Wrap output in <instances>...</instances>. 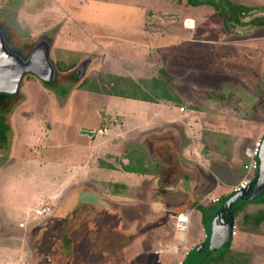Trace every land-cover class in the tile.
I'll list each match as a JSON object with an SVG mask.
<instances>
[{
	"label": "rangeland",
	"instance_id": "obj_1",
	"mask_svg": "<svg viewBox=\"0 0 264 264\" xmlns=\"http://www.w3.org/2000/svg\"><path fill=\"white\" fill-rule=\"evenodd\" d=\"M228 1L234 5L256 9L233 24L232 9L225 11L226 21L215 7L206 4L192 5L187 0H0V20L19 23L21 31L26 34L20 36L27 41L41 31L56 28L55 34L59 35L58 43L62 48L60 57L66 66H69V54L71 57L72 52L87 45L83 39L81 42L69 39L66 32L77 34L88 41H94L93 34H96L98 37L94 42L100 44V55L87 78L90 83L100 81L102 87L112 92H132L134 84L147 93L149 98L153 96L156 100L157 96L163 95L161 86L158 84L153 88V81H143L137 74L141 71L143 77L145 75L149 78L147 80L157 79L160 76L157 66L162 64L169 66L184 82L194 80L195 72L189 70L195 68L223 76V81L211 75H207L211 78L209 81L203 80L206 84L212 81L213 85L219 82L221 89L216 91H211L213 86L192 84L199 93L198 96L194 95V98H198L193 102L196 104L194 107L199 106L201 110L198 109L200 118L193 119L198 126L185 123L190 115H186L187 106H181L185 112L175 126L182 128L187 138L185 137V143L177 155L170 149L175 148L174 144L168 146L165 154L170 155L169 158H173L174 154L176 161L183 160L182 149L187 147V155L193 160L196 157L205 159L209 154L214 157V161L210 159V165L211 162L217 163L223 159V163L227 162L228 165L225 169L230 179L228 185L233 192L241 182V164L244 167L247 163V160H241L243 152L247 153L252 143L264 135V0ZM81 15L85 19L93 18L95 22L91 23V20L85 23ZM42 22L44 26L36 29ZM29 24L34 25L31 27ZM191 40L192 44L187 43ZM129 41L142 45L129 47ZM138 49L144 51L140 64L144 66L141 67L136 66L138 62L134 58ZM130 53L133 57L131 62L128 60ZM112 69L119 76L110 74ZM184 69L187 70L184 72ZM89 82H85V87L82 88L84 91L77 89L70 93H57V97H65L64 102L54 101L46 89L37 83H34V87L29 80L22 87L23 98L26 97L29 102L24 109L21 107L17 111V125L21 132L14 148L10 147L12 132H15L13 126L4 130L5 123H0V158L3 161H0V176L3 177L0 180V193L4 195L5 205L10 202L18 207H28L36 202L33 200L38 194L49 188V185L42 184L47 183L42 179L60 177L73 162L84 163L83 156L91 157L89 154H92V147L96 146V142L90 137H84L81 134L82 128L93 130L95 134L103 126V122L108 124L111 121L113 126L118 125L126 132L127 128L129 131L133 126H140L148 118V113L141 109L138 102L113 98L106 93L92 94ZM13 108L0 114V118L9 119ZM156 109L157 105L153 110ZM103 113L105 116L101 118ZM21 114L29 117L31 122L22 121ZM126 116L127 119H124ZM205 130H227L225 145L217 146L214 139L210 144H205L207 148H203L192 136L199 135L202 139L201 132ZM6 131L11 133L7 137L4 136ZM36 133L43 138L36 141L33 136ZM180 139L183 140L182 135ZM37 145L42 149L36 152L34 147ZM198 145L202 149L200 153ZM218 152L220 155L216 156ZM184 153L186 154L185 150ZM10 155L12 159H9ZM234 157L241 162L239 169L233 166ZM11 160L14 162L10 166L5 165ZM157 160L154 156L153 163ZM4 165L7 167H2ZM173 171L174 174L177 173L176 170ZM187 171L183 169L180 174ZM216 177L222 179L218 174ZM132 182L133 184H127V192L122 194V197H126L125 200L117 199L116 203L110 204L114 210L111 218L116 221L117 230H107V233L100 234L101 258L96 264H131L134 260L120 258L126 251V257L130 254L135 257L145 256L148 264H181L187 253L205 239L200 214L197 213V221L193 219L194 214L191 216L188 238L185 244H180L167 215L157 214L156 206L154 209H147L146 204L141 203L142 192L149 183L139 177ZM184 198L185 195H179L178 198L167 197L178 206L191 202L190 208L193 211H196L192 203L195 199L197 204H208L202 196ZM153 199L157 200V196ZM55 206L52 200L40 203L37 211L42 207H49V210L41 215L36 211V214L40 217L50 216L54 213ZM261 209L264 210L263 204L248 203L234 222L230 247L234 254H240V258L245 259V264H264V222L255 228H252L251 222L243 223L244 215L254 214ZM12 226L15 229V223ZM198 229L201 231L200 235L197 234ZM94 257L97 258V255ZM39 261L61 264L59 258L53 257H49V261L47 257L0 258V264H37Z\"/></svg>",
	"mask_w": 264,
	"mask_h": 264
},
{
	"label": "crops",
	"instance_id": "obj_2",
	"mask_svg": "<svg viewBox=\"0 0 264 264\" xmlns=\"http://www.w3.org/2000/svg\"><path fill=\"white\" fill-rule=\"evenodd\" d=\"M66 39L68 40L67 37ZM192 42L191 40L187 43L192 44ZM98 45L95 46V49H97L100 55V44ZM141 45L133 41H129L128 43L129 47H138ZM189 49L191 50L190 47ZM143 53L144 51L138 49V54L134 57L136 62H138L136 66H144L143 64L140 65L144 57ZM177 53L180 54L181 52ZM113 55L115 54L113 53ZM132 58L130 53L128 56L129 62H131ZM126 59L127 58H125V60ZM194 59L196 58L194 57ZM183 60V57H181V61ZM110 67L112 68V65H110ZM157 68L160 70V76L157 79L155 77L150 80H147L149 78L145 75L143 77V75L140 74L141 71L137 69L139 71L137 75H139L143 81H153V83L156 82L157 85L159 84V86H161L163 95L157 96L156 100L144 101V99L124 98L111 94L113 98L129 99L130 101H135L140 104L141 109L148 113V118H146L140 126H133L129 131L127 128L126 132H124L120 126L117 125L115 127L112 124L113 122L109 121L108 124L103 122V126L99 127L95 134L93 130L84 129L91 131L92 135L87 136L81 134L84 137H90L93 139L92 141L96 142V146L92 147V150L94 149L92 154H89L91 157L83 156L84 163L83 161L80 163L73 162L72 166L67 168L66 173L63 171L60 177L51 176L48 179H42L41 181L47 182H42V184L44 186L49 185V188H46L45 192L38 194L33 200H36V202L26 208L10 204V202H8L9 200L6 201L8 203L5 205L3 201L4 195L0 193V258L47 257L49 261V257H53L59 258L61 264L98 263L101 258V253L99 252L101 242L99 239L100 234L102 232L107 233V230H117L116 221L114 222V219L111 218V214L114 211L111 205L112 203H116L117 199L124 198L123 200H125L126 197H122V194L127 192L126 187L129 186L127 184H133L132 181L136 180L138 177L140 180L149 183L146 190L142 192L141 203H145L147 209L148 207L149 209H154V206H156V213L166 214L167 218L172 221V226L173 219L170 218V214L177 215L189 213L190 217L194 214L193 219L197 221V213L200 214L201 217V212L197 208L196 211L191 210V202L187 203V206L184 205L186 207L173 204L167 199L168 196L173 198L177 196L178 198L179 195H185L184 199L190 197L200 198L202 196L203 199L206 198L205 202L208 203L207 205L216 207L218 204H211L210 199L218 197L221 199L232 193V189L228 185L230 179H228L229 177L225 169L228 165L227 162L223 163V159L217 163L211 162L210 165V159L214 161V157L209 154L205 159L196 157L197 159L193 160L187 155V147L182 149L183 160L176 161L177 158H175L174 154L173 158L175 160L169 158L170 155L165 154L166 150L174 144L175 148L171 147L170 149L177 155V153L181 152L180 147L182 148V145H184L183 143H185V131L175 126L183 117V114L179 112L181 106H187L188 113H186V115H190V118L186 120L185 123L187 125L190 123L194 127L198 126V123L193 119L194 117L197 119L200 118L198 115V109L200 110V108H198L199 106L195 108L194 106L196 104L194 105L193 102L198 98L196 96H198L199 93L195 90L196 88H194L193 85L201 84L206 87L213 86V88L211 87V91H216L217 89H221L220 84L218 85L219 82L213 85V83H211L212 81L206 84L203 80L205 81L208 79L209 81L211 78L207 75H211V77L216 76L223 81V76L214 75L208 70L195 68L189 70L190 72H195V81L190 80L189 82H184L169 66L162 64L161 66H157ZM185 70L187 69L183 71L185 72ZM109 73L114 77L119 76L113 69ZM225 81L227 80L225 79ZM78 90L83 89L80 87ZM96 93L105 94L101 92H92V94ZM195 94L196 96L194 98ZM21 100V102L14 106L13 112L9 118L10 127L13 126L12 129L15 130V132H12L13 137L10 145L12 148L17 146V141L21 132L17 125V111L21 107L24 109L27 106V102H29L28 99L26 100V97H22ZM156 105L157 109L154 111L153 109ZM21 115L22 121L31 122L29 117L27 118L24 114ZM104 116V113L101 114V118ZM124 119H127V116L124 117ZM1 121L2 119L0 118V122ZM207 127L209 128L208 125ZM201 133L202 139L199 138V135L191 136L194 137V141H198L203 148H207L205 144H210L214 139L216 145L223 146L225 145V139L228 137L227 130H205ZM181 135L184 141L180 139ZM33 136L36 137V141L43 138L37 133ZM131 148L138 150L141 158H143L142 161L146 167L144 171L127 170V167L132 165L133 161L132 158H130L131 154L128 153L132 152ZM40 149L42 148L38 145L34 147L36 152ZM197 149H200L199 153L202 152L200 146ZM217 155H220L219 152L216 156ZM154 156L158 159L155 164L153 163ZM9 159H12L11 155ZM233 159V166L239 169L241 162L239 163L235 157ZM242 159L248 161L247 153L244 154L243 152V156H241V160ZM0 161L3 162L1 158ZM13 162L14 161L11 160L9 162L10 164L8 163L5 165L10 166ZM5 165L2 167H7ZM242 167L243 164H241L239 169L241 180L245 175L244 167ZM183 169L184 171H188L180 174ZM173 170H176L177 173L174 174ZM216 174L222 177V179H218ZM2 178L3 177L0 176V180ZM155 196H157V200L153 199ZM51 200L55 202L56 205L54 213L50 216H38L36 211L40 203H49ZM195 200L192 202L193 205L197 204ZM200 204L199 202V205ZM207 205H203V207ZM184 208L186 209L184 210ZM123 209L124 208H122V211ZM13 223H15L16 230L12 226ZM16 225H18V228ZM174 232L175 238H177L178 242L181 244L182 242L179 240L180 235L175 230ZM187 233L183 236L182 241L184 244L188 238ZM197 234H201L199 229ZM127 254L128 251L122 254L120 258L134 260V262L131 261V264H148L147 258L143 255L135 257L130 254L129 257H126ZM94 255H97V258H95ZM37 264L47 263L39 261Z\"/></svg>",
	"mask_w": 264,
	"mask_h": 264
},
{
	"label": "water",
	"instance_id": "obj_3",
	"mask_svg": "<svg viewBox=\"0 0 264 264\" xmlns=\"http://www.w3.org/2000/svg\"><path fill=\"white\" fill-rule=\"evenodd\" d=\"M41 40L42 42L33 46L35 48L27 57L23 56L21 51L19 53L22 57L8 54L4 47L0 46V94L16 95L20 90L22 77L27 73L36 75L42 81L54 79L58 71L53 62H48V41ZM81 133L87 136L92 135L91 131L84 129ZM262 193L264 194V135L261 137L254 178L248 183L246 189L230 193L218 212L206 222L204 226L205 240L189 251L185 264H201L211 253L229 241L233 235L235 213Z\"/></svg>",
	"mask_w": 264,
	"mask_h": 264
},
{
	"label": "flooded vegetation",
	"instance_id": "obj_4",
	"mask_svg": "<svg viewBox=\"0 0 264 264\" xmlns=\"http://www.w3.org/2000/svg\"><path fill=\"white\" fill-rule=\"evenodd\" d=\"M239 6H243V5H239ZM81 18L85 23L93 19L90 17H87V19H85L83 15H81ZM94 20H92L91 23H94L95 22ZM98 22L100 23V21ZM33 25L31 24L30 26L32 27ZM43 26L44 25L42 22V24H39L36 29H40ZM21 28L22 27L19 23L15 24L5 19L0 20V46L2 45V47H4V50H6L8 54H12V55L15 54V56L17 57H22L19 53L21 51L23 56L27 57L28 55H30L32 49L35 48V47L33 48V46L34 45L36 46L37 43L42 42L41 39H45L48 41L47 43L49 45L48 46L49 51L47 53L48 62L49 63L50 61L53 62L54 67L58 72L54 76V79L50 81H42L36 75L34 76L33 74H28V73L25 74L24 77H22V84L19 88L20 90L17 93V95L23 97L22 87L25 86V83L29 80L30 82L33 83V85L34 83L35 84L37 83L42 88L46 89V91L53 98V100L56 99L61 102H64L65 97L62 95L57 97L56 96L57 93L60 94L62 91H67V93L74 92L75 90L79 89L82 84H85V82H89L87 76L91 71V67L93 66L95 61L99 58L97 49H95V46H97V44L94 42L95 37H98L95 36L96 34H93L95 36V37L93 36L94 41H88L83 37H79L77 34H70L69 31L66 32V35L69 37V39L77 40L79 42H81V40L83 39L84 41H86L87 44L84 47L82 46L79 50L72 52L71 57L69 54L67 59L69 66H66L67 64H64V60L60 57L62 48L61 45L59 46L60 37L59 35L55 34V32L57 31L56 28L51 27L48 30L41 31L37 35H35L33 39H30V41L23 40V38H21L20 36L21 34H24L26 36L25 32L21 31L22 30ZM25 29L27 30L26 27ZM95 29L98 30V28ZM50 39L52 40V42H50L51 41ZM15 105L16 104H14V106ZM0 114H3V112H0ZM2 121H1L2 124L5 123L4 130L7 127H10L9 119ZM10 134H11L10 131L4 132L5 137L9 136Z\"/></svg>",
	"mask_w": 264,
	"mask_h": 264
},
{
	"label": "trees",
	"instance_id": "obj_5",
	"mask_svg": "<svg viewBox=\"0 0 264 264\" xmlns=\"http://www.w3.org/2000/svg\"><path fill=\"white\" fill-rule=\"evenodd\" d=\"M189 4L192 5H198V4H206V5H210L212 7H215V9H217L218 14L221 15L223 17L224 20L227 21V17L225 16V11H227L229 8L233 10V18L234 20L232 21L233 24H237L242 18H244V16H247L251 11H253L256 8L253 7H249V6H239V5H234L233 3H231L228 0H187ZM259 24V23H257ZM119 79V78H118ZM122 80V79H119ZM100 81H95L94 83H89V89L91 92H101V93H106V94H112L113 96H119V97H130V98H139V99H144V101H153L154 98L153 96L151 98H149L147 96V94L145 92H143L142 89H140L138 86H135L133 84V91L132 92H125L124 93H119V92H112L108 89H106V87H102V85L100 84ZM112 83V82H111ZM111 83H109V86L111 85ZM100 84V86H99ZM113 84V83H112ZM104 85V84H103ZM156 82L152 84L153 88H156ZM263 85H264V76H263ZM158 86V85H157ZM84 84L81 85V88L84 89ZM151 90V89H150ZM263 94H264V90H263ZM22 96L19 95H9V94H0V112H6L9 111L12 107H14V104H18L19 102H21ZM132 152H128L131 154L132 158V165L127 167L128 171H141V170H145V166L144 163L142 161L143 158H141L138 150L136 149H132ZM230 195V194H228ZM226 195L225 197L221 198L218 202V206H209V207H203V205H199L196 204L195 207L201 212V217H202V226H203V230H204V226L206 224V222H208V220L218 212V209L221 207V205L223 204V202L225 201V199L227 198ZM249 203H256V204H263L264 205V194L262 193L260 196H258L256 199H254L253 201L249 202ZM246 206V205H245ZM245 206L241 207L238 209V211L235 213V220H236V216L238 215L239 212H241ZM244 222L243 223H248L251 222L252 223V228L257 227L261 222H264V210H258L256 213L254 214H248V215H244ZM205 233V232H204ZM205 240V239H204ZM202 240V241H204ZM231 240L225 242L221 248H219L218 250H216L215 252L211 253L206 259L205 261H202L201 264H245V259L244 258H240L241 255L240 254H234L233 251L231 250ZM188 255V254H187ZM187 255L184 258V260L182 261L181 264H185L186 260H187Z\"/></svg>",
	"mask_w": 264,
	"mask_h": 264
},
{
	"label": "built area",
	"instance_id": "obj_6",
	"mask_svg": "<svg viewBox=\"0 0 264 264\" xmlns=\"http://www.w3.org/2000/svg\"><path fill=\"white\" fill-rule=\"evenodd\" d=\"M179 112L184 113L185 112L184 108L183 107L179 108ZM260 147H261V139H257L249 147L248 152H247L248 161L244 165V171H245L244 178L241 180V182L237 186H235V188L233 189V193L240 192L241 190L246 189L248 183L254 178V175L257 170L258 153H259ZM219 200H220L219 197L213 198V199H210V203L218 204ZM48 210H49V207H42L37 211V214L38 213L41 214ZM170 218L173 219L174 230L180 235L179 240L183 243L182 241L183 236L187 233L188 224H189V221H191L190 214L189 213L188 214H177V215L170 214Z\"/></svg>",
	"mask_w": 264,
	"mask_h": 264
}]
</instances>
